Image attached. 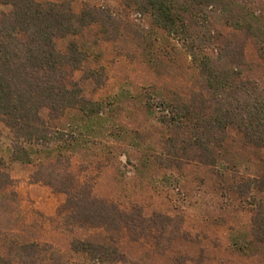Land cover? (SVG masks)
I'll return each instance as SVG.
<instances>
[{
	"label": "trees",
	"instance_id": "1",
	"mask_svg": "<svg viewBox=\"0 0 264 264\" xmlns=\"http://www.w3.org/2000/svg\"><path fill=\"white\" fill-rule=\"evenodd\" d=\"M120 2L127 10L150 17L156 28L177 39L198 74L185 98L176 94L157 99L156 106L146 103L149 112H159L160 124L172 134L166 159L160 161L177 169L197 163L225 180L235 171L228 159L233 135L245 147L264 151V77L256 75L247 56V45L254 41L264 62V11L255 1ZM0 5L10 9L0 23V125L11 133L14 160L37 164L36 181L67 196L60 215L72 220V226L116 235L143 228L137 206L127 209L100 199L90 184L68 173L74 158H88L91 148L102 145V137L122 142L128 135L113 133L110 111L103 102L87 98L77 83L63 81L66 68L85 69L88 48L75 41L63 53L56 41L83 37L94 27L102 28L106 41L118 39L119 18L90 6L76 13L69 0H0ZM217 24L224 31L216 29ZM19 33L25 34V41ZM87 73L91 79L103 76L101 70ZM64 120L71 125L68 129L62 125ZM63 164L66 169L60 168ZM235 172L229 192L254 200L264 194V163L258 175L250 178L239 180ZM10 183L9 174L0 171V192ZM257 202L251 239L245 237L238 244L241 252L264 248V201ZM72 252L82 259L80 264H126L114 237L101 243L75 239ZM0 264L69 263L48 246L32 243L10 247L7 255H0Z\"/></svg>",
	"mask_w": 264,
	"mask_h": 264
},
{
	"label": "rangeland",
	"instance_id": "2",
	"mask_svg": "<svg viewBox=\"0 0 264 264\" xmlns=\"http://www.w3.org/2000/svg\"><path fill=\"white\" fill-rule=\"evenodd\" d=\"M69 1L76 13L90 6L119 18L118 39L106 41L102 28L94 27L83 37L59 38L56 44L63 53L75 41L88 48L85 69L66 68L63 81L77 83L87 98L103 102L110 111V129L127 134L128 139L120 142L102 137V145L91 148L88 158H74L68 173L90 184L100 199L127 209L137 206L145 226L119 235L72 226V220L60 215L67 196L36 181L37 164L14 160L11 133L0 125V171L11 178L10 186L0 192V255H7L10 247L36 243L48 246L69 264H80L82 259L72 252L75 239L101 243L114 237L126 264H264L262 246L247 253L239 250L245 237L251 239L257 201H264V194L254 200L228 190L235 171L239 180L258 175L264 151L245 147L233 135L228 159L235 171L225 180L197 163L177 169L160 161L166 159L172 134L160 124L159 112H149L146 103L156 106L159 98L190 94L198 76L190 57L150 17L127 10L120 0ZM254 1L264 11V0ZM9 10L0 5V23ZM216 29L224 31L221 24ZM18 37L26 40L23 33ZM259 53L250 41L248 60L256 75L264 77ZM88 70H101L103 76L91 79ZM62 125L71 126L68 120Z\"/></svg>",
	"mask_w": 264,
	"mask_h": 264
}]
</instances>
